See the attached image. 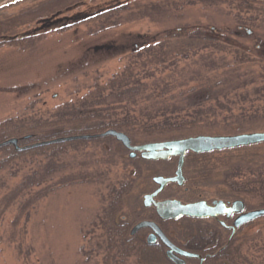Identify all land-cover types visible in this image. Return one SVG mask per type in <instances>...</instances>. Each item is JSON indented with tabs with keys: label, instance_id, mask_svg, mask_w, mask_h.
<instances>
[{
	"label": "rangeland",
	"instance_id": "rangeland-1",
	"mask_svg": "<svg viewBox=\"0 0 264 264\" xmlns=\"http://www.w3.org/2000/svg\"><path fill=\"white\" fill-rule=\"evenodd\" d=\"M8 1L12 2L0 3V123L9 118L49 119L59 105L76 101L95 83H105L133 56L136 42L125 50L128 35L129 39L135 35L156 36L161 42L170 31L187 36L198 30L249 52L255 62L263 60L257 65L230 66L228 73L238 81L264 73V0H244L249 3L247 8L239 7L244 4L241 0ZM220 56L227 61L218 60ZM210 57L217 61L214 67ZM233 58V52L201 49L187 59L181 58L175 66L157 71L153 78L141 77L146 85L142 98L137 95L136 103H115V115L122 118V107L128 106L135 121L147 117L146 113L151 121L152 115L158 120L160 110L170 107L179 91L198 86L207 77L218 78L224 69L219 64ZM197 129L174 137L135 134L130 139L132 145H138L199 134L223 135ZM108 138L89 141L53 157L27 155L1 163L0 264H104L107 246L103 242V210L110 200V189L133 176V162L141 166V171L123 199L119 217L127 223L128 232L136 221L152 217L151 208L143 205V195L156 185L154 175L174 174L177 158L147 161L139 153L130 157V151L119 141ZM263 153L264 142L188 154L182 184L188 187V193L183 195V188L176 189L171 183L167 192L172 190L183 200L198 193L208 199L233 198L229 187L234 185L220 182L222 171L234 161L250 160ZM4 157L1 152L0 160ZM236 194L249 207L258 209V199ZM181 223H168L166 228L180 234L184 229ZM236 239L232 264H264V216L249 223ZM120 264L139 261L130 255Z\"/></svg>",
	"mask_w": 264,
	"mask_h": 264
},
{
	"label": "trees",
	"instance_id": "trees-1",
	"mask_svg": "<svg viewBox=\"0 0 264 264\" xmlns=\"http://www.w3.org/2000/svg\"><path fill=\"white\" fill-rule=\"evenodd\" d=\"M182 1L191 3L195 0ZM241 1L244 4L240 5V8L249 7L247 1ZM10 2L12 1L5 3ZM193 31L187 36L178 31H170L161 42L157 41L156 36L135 35L129 39L130 35H128L124 42L125 50H128L133 42L137 44L132 45L133 56L121 72L113 75L105 83H95L91 90L85 92L76 101L59 105L49 119L9 118L1 122L0 153H5V157L0 160V165L27 155L53 157L68 150H76L89 141L110 139L109 136H103L38 144L60 137L99 134L107 129L123 131L129 137L135 134L174 137L175 134L183 135L197 128L211 134L223 135L264 129V73L257 74V78H244L240 81L228 73L230 66L257 65L263 60L255 62L249 52L240 51L239 47L233 48L232 44L221 37L207 35L198 30ZM173 37L175 39L170 41ZM201 49H210L213 53L222 54L233 52L234 58L231 62L219 64V67L224 69L218 78L210 80L207 77L200 85H191L190 88L179 91L177 99L169 104L170 107L165 106L160 110L162 113H158L160 116L158 120L152 115L151 121L150 114L146 113L147 117L135 121L130 117L128 106L122 107L124 109L122 118L116 117L115 103L127 101L136 103L137 95L142 98L146 85L140 81L141 77L153 78L157 71L163 72L175 66L178 60L187 59ZM209 60L214 67L217 61L211 57ZM218 60L226 59L225 56H220ZM212 69L210 68L208 72ZM154 83L157 84L156 81ZM13 137L18 139V145L22 148L16 149L12 144H2ZM238 148L240 147L235 149ZM242 160L245 161L241 162ZM237 161L224 168L220 182L234 185L229 187L233 192L245 193L251 198L258 199L259 207H264V153L257 154L250 160L246 158ZM132 165L133 176H128L130 179L121 181L117 187L110 189V200L103 210L101 222L105 236L103 242L107 246L103 263L120 264L126 256L133 255L142 264H148L151 259L145 260V258L150 256L152 261L156 259V262L168 264L162 255L158 253L152 255L149 251L150 246L129 235L127 223L119 217L123 199L129 192L136 174L139 175L141 171L140 165L134 162ZM119 249L123 252L120 253Z\"/></svg>",
	"mask_w": 264,
	"mask_h": 264
},
{
	"label": "water",
	"instance_id": "water-1",
	"mask_svg": "<svg viewBox=\"0 0 264 264\" xmlns=\"http://www.w3.org/2000/svg\"><path fill=\"white\" fill-rule=\"evenodd\" d=\"M5 1L8 0H0V3ZM103 136L114 137L122 144L124 148L130 151V157H135L136 152H139L140 157L146 160H167L170 157H177L174 174L172 176L154 175L152 180L156 185H159V187L154 192L145 194L143 196V205L148 207L153 204L156 208L157 214L162 219H177L181 216L202 218L205 216H215L217 213L222 212L219 209L222 202H216L218 205L211 207L207 206L205 202L182 203L177 199H168L155 202L154 196L167 183L175 182L178 185H182L184 183L185 177L183 175V165L185 155L188 151L201 153L213 150L232 149L240 146H248L264 142V131H252L231 135L199 134L178 139H169L164 141L146 142L138 145H132L130 137L123 131L107 129L99 134L60 137L49 141H43L38 144H46L75 138H95ZM2 144H12L16 149L22 148L18 145V139L15 137L7 139L6 141L2 142ZM237 203L242 202L237 200ZM260 216H264V208L254 209L248 213L240 215L236 219L234 225L239 226L245 221L252 220ZM142 227H150L151 229L153 227V229L161 236L162 240L168 246L166 251L168 258L173 260L176 264H184V261L176 256L173 252H177L186 257H200L199 254L182 250L172 244L155 222L142 220L132 228L131 233H134L136 230ZM148 240L150 241V238H148Z\"/></svg>",
	"mask_w": 264,
	"mask_h": 264
},
{
	"label": "flooded vegetation",
	"instance_id": "flooded-vegetation-1",
	"mask_svg": "<svg viewBox=\"0 0 264 264\" xmlns=\"http://www.w3.org/2000/svg\"><path fill=\"white\" fill-rule=\"evenodd\" d=\"M212 152V151H211ZM139 153V152H138ZM209 152H201L194 153L188 151L185 155L184 165L186 161V157L188 154H207ZM171 158H177L171 157ZM170 159V158H169ZM152 161V160H151ZM175 171V170H174ZM183 175H184V166H183ZM185 177V175H184ZM172 187L176 189L183 188L184 193H188V187L184 185H178L175 182H170ZM177 184V185H176ZM159 185H154V188L148 193L154 192ZM169 187L168 183L164 185L161 190L154 196L155 202L168 200V199H177L182 203H194V202H205L207 206H217L218 203L222 202L221 207L219 208L221 213H217L215 216H205L202 218H193L188 216H181L177 219H162L156 212V208L153 204L148 206L147 208H151L152 217L146 219L142 218V220H149L155 222L156 225L161 229L166 238L174 244L176 247L199 254L200 257H186L177 252H173L176 256L181 258L184 261V264H232L235 259L236 254V237L244 229L249 223L254 221L252 220L245 221L241 223L239 226H235L234 223L236 219L244 214L248 213L255 208L249 205L241 199V197H237L236 193L232 191V195L234 197L231 198L229 196H217L216 198L208 199L203 196V194L198 193L197 197L190 198L188 200H183L181 196H177L176 193L172 194V190L167 192V188ZM168 193V194H167ZM237 200H240L242 203H237ZM259 208V207H258ZM262 208V207H261ZM262 217V216H260ZM138 220L132 224L129 235L135 236L136 240H141L144 244L150 246V252L152 255L160 254L162 255L168 264H176L173 260L168 258L166 251L168 246L162 240L161 236L150 227H142L136 230L134 233H131L132 228L140 221ZM182 222L181 233L178 234L174 231L171 232V229H167L169 225L172 223ZM167 225V226H166ZM188 227H191L188 228ZM141 231H146L141 233ZM131 233V234H130ZM247 235V233L245 232ZM151 236V237H150ZM150 238V241L148 240ZM151 259L148 264H157L155 261H152V256L149 258H145V260ZM142 264V263H139Z\"/></svg>",
	"mask_w": 264,
	"mask_h": 264
}]
</instances>
